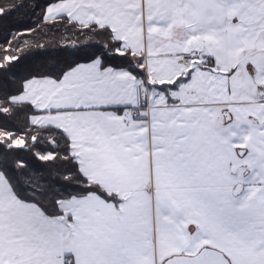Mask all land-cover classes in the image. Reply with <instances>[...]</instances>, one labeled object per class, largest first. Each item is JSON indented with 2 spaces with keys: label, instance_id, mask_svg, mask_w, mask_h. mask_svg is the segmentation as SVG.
I'll return each instance as SVG.
<instances>
[{
  "label": "snow or ice",
  "instance_id": "snow-or-ice-1",
  "mask_svg": "<svg viewBox=\"0 0 264 264\" xmlns=\"http://www.w3.org/2000/svg\"><path fill=\"white\" fill-rule=\"evenodd\" d=\"M0 264H264V0H0Z\"/></svg>",
  "mask_w": 264,
  "mask_h": 264
},
{
  "label": "trees",
  "instance_id": "trees-1",
  "mask_svg": "<svg viewBox=\"0 0 264 264\" xmlns=\"http://www.w3.org/2000/svg\"><path fill=\"white\" fill-rule=\"evenodd\" d=\"M13 22L19 21V20H24L28 23H31V18L30 17H26V16H22L21 14H14L12 17Z\"/></svg>",
  "mask_w": 264,
  "mask_h": 264
}]
</instances>
